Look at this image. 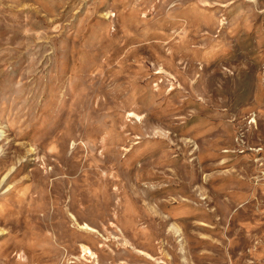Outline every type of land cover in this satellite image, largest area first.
I'll return each mask as SVG.
<instances>
[{"label":"rangeland","instance_id":"rangeland-1","mask_svg":"<svg viewBox=\"0 0 264 264\" xmlns=\"http://www.w3.org/2000/svg\"><path fill=\"white\" fill-rule=\"evenodd\" d=\"M0 264H264V0H0Z\"/></svg>","mask_w":264,"mask_h":264}]
</instances>
